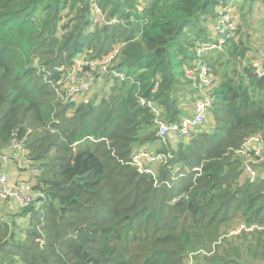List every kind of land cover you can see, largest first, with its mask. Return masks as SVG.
<instances>
[{
	"label": "trees",
	"instance_id": "obj_1",
	"mask_svg": "<svg viewBox=\"0 0 264 264\" xmlns=\"http://www.w3.org/2000/svg\"><path fill=\"white\" fill-rule=\"evenodd\" d=\"M227 1L0 0V152L23 140L43 195L0 209L2 262L264 264V178L244 177L237 153L264 129V16L252 15L264 0L233 1L241 22L203 55L216 79L210 124L164 141L141 102L168 123L193 115L185 68ZM114 52L125 79L106 75L107 91L61 101V69ZM158 141L167 163L140 171L133 155Z\"/></svg>",
	"mask_w": 264,
	"mask_h": 264
},
{
	"label": "built area",
	"instance_id": "obj_2",
	"mask_svg": "<svg viewBox=\"0 0 264 264\" xmlns=\"http://www.w3.org/2000/svg\"><path fill=\"white\" fill-rule=\"evenodd\" d=\"M236 0L227 1V5L218 8L219 16L211 35V41L206 42L197 39L195 43V58L191 65L185 68V78L191 83L199 97L195 101L193 115L182 118L179 122L168 123L163 120L162 112L150 101L141 99L142 104H148L155 112V122L158 125L159 137L166 141L168 137H175L177 142L189 141L193 133L204 125L210 124L211 110L214 104L212 90L215 85V77L211 67L204 61L203 55L214 50H222L226 39L230 37L237 25L233 23L232 12ZM94 11V25L104 22L105 15L99 4L92 3ZM116 52L103 59H90L85 55L78 57L73 65L63 71L62 77L57 81L55 90L58 97L64 103L80 102L90 97L101 89V85L106 75L115 78L125 79L126 75L122 71L112 69L113 59ZM259 60L255 64L258 66V73L264 76V71ZM240 157H243V175L250 180L261 176L257 167L264 164V129L262 132L247 137L240 149L237 150ZM13 160L26 159V149L23 140L15 136L8 149L0 152V203L10 202L19 208L28 207L32 204H39L38 197H43L34 190V183L29 177L18 174L11 175L10 163ZM168 156L158 153L149 147H141L132 157L131 163L140 171L153 173L151 165L154 163H167ZM175 171H179L176 168ZM13 209V208H12ZM0 264L4 263L0 259ZM17 264V263H16ZM22 264V263H18Z\"/></svg>",
	"mask_w": 264,
	"mask_h": 264
},
{
	"label": "rangeland",
	"instance_id": "obj_3",
	"mask_svg": "<svg viewBox=\"0 0 264 264\" xmlns=\"http://www.w3.org/2000/svg\"><path fill=\"white\" fill-rule=\"evenodd\" d=\"M259 7L255 6V8H258L255 12L252 13V15L254 17H257V18H261L262 16H264V6L263 5H260V2L258 3ZM233 8V12H232V19H233V23H235V25H237L238 23L241 22V12L237 10V7H232ZM247 11V8L246 10ZM208 25V26H207ZM215 25H216V20L215 21H209L208 24H206V26L209 28V31H210V35H212V32L214 31V28H215ZM253 33V32H251ZM109 85L105 84L103 87L101 86V89L100 91H104V90H108ZM94 95V93H92L90 96ZM185 107V106H184ZM193 110H194V106H193ZM193 112V111H192ZM176 142V141H175ZM160 144L159 146L157 147H154L153 145L150 147L151 149L153 150H157L158 148H160ZM159 163H154L151 165V168L155 170V168L157 167ZM34 168L32 166V163L29 161L28 162H25V161H19L17 164H12L11 165V168H10V171H11V175L13 176H17L18 174L22 175V176H26V177H29V172L31 173V169ZM258 171L260 174H264V166L262 167H257ZM24 171H26L24 173ZM10 202H3V203H0V209L3 208L4 211H2V214H6V210L5 209H9L7 208L9 206ZM17 206V205H16ZM18 207V206H17ZM19 209V207H18ZM1 211V210H0ZM194 262H191V264H193Z\"/></svg>",
	"mask_w": 264,
	"mask_h": 264
},
{
	"label": "crops",
	"instance_id": "obj_4",
	"mask_svg": "<svg viewBox=\"0 0 264 264\" xmlns=\"http://www.w3.org/2000/svg\"><path fill=\"white\" fill-rule=\"evenodd\" d=\"M170 138L173 139L174 141H176V143H177V140H176L175 137L171 136ZM159 144H160V142L158 141V142L154 143L153 146H154V147H157ZM19 161H21V160H18V162H19ZM12 164H15V163H14V162L10 163V168H11V165H12ZM10 168H9V169H10ZM25 172H26V171H24V173H25ZM13 209H18V207H17L15 204H13Z\"/></svg>",
	"mask_w": 264,
	"mask_h": 264
}]
</instances>
